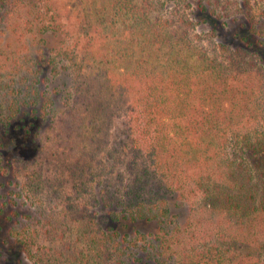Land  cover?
Returning <instances> with one entry per match:
<instances>
[{
	"label": "trees",
	"instance_id": "trees-1",
	"mask_svg": "<svg viewBox=\"0 0 264 264\" xmlns=\"http://www.w3.org/2000/svg\"><path fill=\"white\" fill-rule=\"evenodd\" d=\"M197 5L202 22H238L228 61L161 0H79L76 11L0 0V179L14 188L6 198L0 180V239L31 264H264V66L246 61L264 50V0ZM34 29L73 43L48 57L40 37L31 53ZM58 60L74 87L54 118L41 85L59 74ZM122 115L139 135L124 169L101 183L94 165ZM45 133L63 156L53 174L31 144ZM18 139L34 152L6 158L7 140ZM175 195L200 199L182 228L170 225ZM63 196L50 214L34 203Z\"/></svg>",
	"mask_w": 264,
	"mask_h": 264
},
{
	"label": "rangeland",
	"instance_id": "rangeland-1",
	"mask_svg": "<svg viewBox=\"0 0 264 264\" xmlns=\"http://www.w3.org/2000/svg\"><path fill=\"white\" fill-rule=\"evenodd\" d=\"M55 4L58 5L59 9H69V11H76L78 10L79 0H53ZM167 10L171 9H182L184 13H187L194 21H196V26L193 30V35H200L205 43L208 45H212L211 41H214V45H217V53L220 58L224 61H228L229 57L232 56V50L237 46L238 42L236 39L233 38V30L238 25L237 21H233L227 23L225 19H220L213 21H204L202 22V17H205L204 14L200 13L199 6L197 5L199 0H161ZM29 0H26L28 3ZM261 8L259 5H254V13L259 15ZM25 12V9H22L20 13ZM25 14V13H24ZM214 28V29H213ZM40 37L44 38V42L41 43V47L44 48V53L46 56L53 57L56 52L55 49L66 47V45H71L73 43L72 39L67 37H60L59 35H55L52 33H45L43 35L37 34L36 29L33 30V33L30 35L28 34V39L30 43V51L34 53V49L38 46H33V43L39 42ZM5 38V36H4ZM11 47H8V51L13 50L16 48L17 42H13ZM211 42V43H210ZM32 43V46H31ZM3 47L6 45V40H4L1 44ZM222 45H226L227 48H223ZM54 49V50H53ZM7 50V47H6ZM33 51V52H32ZM262 55L258 53H249L246 57V61L253 62L249 65L253 71H260V69L264 66V50L262 51ZM56 65L60 72L55 77H52L51 80L44 81L41 85L42 90H46L50 92L51 96L54 100V107L51 114L54 115V118L59 115V113L65 108V103L72 101L73 96V75L72 72L63 66L66 65L65 61L59 62ZM48 72H45L44 75H47ZM42 76V78L44 77ZM19 80L16 78L15 81ZM48 122V121H47ZM131 125L132 131H129V126ZM45 127V126H44ZM47 133V132H46ZM42 134V137H39L35 144L31 143L35 147L36 152H41L43 157L45 158L46 166L49 169L51 174L57 173L63 168V156L60 154V147L56 146V144L51 143L47 139V134ZM139 130L137 123H129V117L122 115L119 118L114 120L113 126L110 130V146L107 151L104 152L100 156L101 163L94 165V170L100 174V182L104 183L105 181L108 183L113 180V176L116 175V172L119 170L124 169V165L126 159L130 157L131 148H130V141L135 137H138ZM37 147V149H36ZM34 150V148H33ZM29 150L28 146L25 145L20 139L9 142L7 140L6 146L2 149V154L5 155L6 158H16L19 156H27L32 154L34 151ZM2 183L5 185L4 188L1 189V194L7 195L6 198L9 197L8 191L14 190L12 186H9L8 179H0ZM98 180V179H96ZM2 184V185H3ZM99 187H97V190ZM67 191V190H66ZM64 195V194H63ZM3 199L0 198V202ZM67 197L63 196L62 198H52L51 200L46 198L44 203L39 204V200L35 199L34 203L40 205L39 208L44 207V213L50 214L52 211L57 212L62 208V206L67 203ZM200 199L198 197L187 196L186 198H181L180 196L175 195L171 199V226L173 227L175 224L174 222L177 221L180 224V228H182L187 220L188 215L190 214V210L193 206L198 207L200 203H198ZM19 207L21 212L25 210L29 206L27 205L28 201L25 199L24 201L19 198ZM70 202V201H68ZM29 204V203H28ZM30 211L32 214H36L34 210L36 207L34 205H30ZM38 207V206H37ZM14 207H9L6 209L5 214L10 213V209ZM37 209V208H36ZM32 210L34 212H32ZM39 211V209H37ZM2 232H5V225ZM156 227L151 225H144L140 226V229L143 231H152ZM170 229V228H169ZM1 232V233H2ZM2 235V234H1ZM0 264H31L24 256V254L18 249V247L14 246L11 241L3 242L2 238L0 239ZM140 264V263H136Z\"/></svg>",
	"mask_w": 264,
	"mask_h": 264
}]
</instances>
